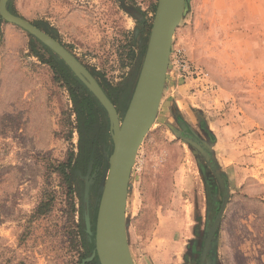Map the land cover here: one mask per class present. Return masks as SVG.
<instances>
[{
    "label": "rangeland",
    "instance_id": "374dc122",
    "mask_svg": "<svg viewBox=\"0 0 264 264\" xmlns=\"http://www.w3.org/2000/svg\"><path fill=\"white\" fill-rule=\"evenodd\" d=\"M156 4L7 0L94 73L120 116ZM34 38L0 18V264H79L93 249L84 187L93 222L109 120L98 106L84 122L76 108L87 88L56 73L48 59L58 57ZM69 157L71 190L58 167ZM220 210L205 264H264V0H185L158 111L129 175L134 264H198Z\"/></svg>",
    "mask_w": 264,
    "mask_h": 264
},
{
    "label": "water",
    "instance_id": "95a60500",
    "mask_svg": "<svg viewBox=\"0 0 264 264\" xmlns=\"http://www.w3.org/2000/svg\"><path fill=\"white\" fill-rule=\"evenodd\" d=\"M184 5L185 0H157L136 83L120 116L98 81L76 56L44 29L11 12L7 0H0V18L26 30L51 49L94 95L108 116L113 149L98 187L93 222L88 206V183L84 187L83 220L85 232L92 237L93 249L82 259L83 264L94 258L99 264H134L126 230L129 175L137 149L158 111L169 63L171 40L182 17ZM192 144L200 148L196 142ZM220 215L221 210L208 230L204 251Z\"/></svg>",
    "mask_w": 264,
    "mask_h": 264
},
{
    "label": "trees",
    "instance_id": "16d2710c",
    "mask_svg": "<svg viewBox=\"0 0 264 264\" xmlns=\"http://www.w3.org/2000/svg\"><path fill=\"white\" fill-rule=\"evenodd\" d=\"M12 10V9H11ZM13 11V10H12ZM15 12V11H13ZM38 26V25H37ZM48 32V31H47ZM54 38L55 35L51 34ZM35 42H39L40 45L45 48L48 49L44 44H42L38 39L34 38ZM48 63L51 64V66L54 68L56 73L59 72H63L66 73L70 79L71 82L73 84L80 82L79 79L72 73V71L69 69V67L59 58H56L53 54H51V56H49L48 59ZM92 75H94V73L92 72ZM87 94L85 97L82 98V100L79 102V106L80 108H76L77 113L79 114V112H85V123H88V121L91 120V118L93 117V111L94 109L98 112V106L104 111V108L101 106V104L98 102V100L94 97V95L88 90L86 89ZM82 105H85V109H83ZM71 164V157H69L67 159L66 162H62L58 165V167H60L59 171L62 174V176L64 177L66 183L68 184L69 189H72V183L69 179V174H68V170H66V167L68 168V166H70ZM86 254H82V256L79 259V264H81V259L85 256ZM85 264H98L97 260L94 258L93 260H91L88 263Z\"/></svg>",
    "mask_w": 264,
    "mask_h": 264
},
{
    "label": "flooded vegetation",
    "instance_id": "af4514ba",
    "mask_svg": "<svg viewBox=\"0 0 264 264\" xmlns=\"http://www.w3.org/2000/svg\"><path fill=\"white\" fill-rule=\"evenodd\" d=\"M108 96V95H107ZM109 97V96H108ZM111 100V99H110ZM115 106V105H114ZM116 107V106H115ZM117 111H118V108L116 107ZM119 112V111H118ZM107 145H106V144ZM112 149H113V141L110 143V140L106 139L105 142H102L101 145H100V154H98L99 156H103L104 155V152H108V156L111 154L112 152ZM103 160V157L101 158ZM106 160V163H107V166H108V158L105 159ZM102 164L104 165V161H102ZM208 235V233H207ZM207 235H206V238H207ZM206 238L204 240V244H203V248H202V252H201V256H200V259L198 261V264H205L208 259V254H207V251L209 250V246H211V241H212V238H213V234L207 244V247H206V250L204 251V248H205V244H206ZM204 254V255H203Z\"/></svg>",
    "mask_w": 264,
    "mask_h": 264
},
{
    "label": "built area",
    "instance_id": "2783aa9c",
    "mask_svg": "<svg viewBox=\"0 0 264 264\" xmlns=\"http://www.w3.org/2000/svg\"><path fill=\"white\" fill-rule=\"evenodd\" d=\"M180 64H181L182 66H187V62H186L184 59H181V60H180Z\"/></svg>",
    "mask_w": 264,
    "mask_h": 264
}]
</instances>
